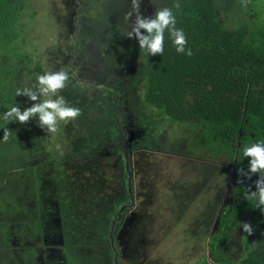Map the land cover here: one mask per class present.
<instances>
[{
    "label": "rangeland",
    "instance_id": "rangeland-1",
    "mask_svg": "<svg viewBox=\"0 0 264 264\" xmlns=\"http://www.w3.org/2000/svg\"><path fill=\"white\" fill-rule=\"evenodd\" d=\"M18 2L21 29L16 32V44L21 54L39 62L45 74L61 70L69 73L65 88L57 95L65 99L67 106L78 108L80 115L59 121L55 133L41 130L50 134L45 146L51 160L45 166L43 156L35 161L36 167L42 165L39 169L43 172L39 173L49 183L56 179L63 182L58 199L63 240L44 239L40 229L46 236V217H31L24 209L7 214L8 221H20L17 228L9 224L1 230L2 251L11 244L16 250L11 254L18 258V264H59L56 258L48 257L50 246L59 256H65L63 264H200L208 260L216 219L208 233L195 228L205 206L218 193L221 208L231 204L234 166L212 159L197 146V129L169 123L162 112L144 103V80L138 76L143 69L142 59L138 54L129 57V49L139 43L135 35L127 37L135 19V14L128 15L132 0H82L83 5L77 7L80 12L75 10V3L73 8L65 0ZM156 4L157 0H140V14L152 17ZM220 18L229 28L240 16L224 14ZM110 27L121 32L119 42L109 38ZM101 32L104 37L98 41ZM100 67L107 68L119 106L112 99L113 91H101L89 83H94L91 74ZM47 98L41 97V101ZM33 103L29 99L24 109ZM116 106L118 111L123 110L124 117H120ZM115 117L119 129L110 126ZM34 121L39 123V118L26 124ZM115 134L118 140H114ZM124 161L130 169L123 167ZM216 168L220 170L213 175ZM130 170L136 178L132 175L130 179ZM127 181L132 188L129 192ZM191 186L196 189H189ZM57 190L53 186L51 194ZM127 192L132 194V206L126 201ZM186 197L191 200L183 213L177 202ZM123 202L128 206L124 207ZM38 209L40 212L41 207ZM250 222V217L244 216L237 231L235 258L245 254L243 237L249 235L242 224ZM192 229L197 230L195 235H191Z\"/></svg>",
    "mask_w": 264,
    "mask_h": 264
},
{
    "label": "trees",
    "instance_id": "trees-1",
    "mask_svg": "<svg viewBox=\"0 0 264 264\" xmlns=\"http://www.w3.org/2000/svg\"><path fill=\"white\" fill-rule=\"evenodd\" d=\"M18 5V0H0V232L9 224L11 228L18 227L20 220L8 221L7 214L27 209L31 217L40 214L46 217L45 234L58 241L64 237L58 201L63 182L56 179L57 182L49 183L39 173L42 165L35 166L40 156L45 159L44 166L51 160L50 150L45 146L50 134L45 135L35 121L27 125L3 119L11 107L23 111L29 101L27 96L16 95L17 90L35 88L37 77L45 74L41 64L21 54V47L16 44L21 29ZM156 5L155 13L163 8L172 10L175 27L183 30L187 43L184 52H177L174 38L166 29L161 55H150L139 44L132 49L142 59L143 101L152 110L162 112L169 123L197 129L196 145L212 159L234 166L231 204L221 208L218 193L205 206L195 225V229L208 233L216 219L210 257L200 264L210 261L211 264H264V205H259L258 195H252L256 191L255 182L264 173L252 174L250 179L240 174V170L248 173L249 169L244 148L264 143V0H157ZM224 14L240 18L228 28L220 18ZM5 128L11 132L7 141ZM219 170H212V174ZM53 186L58 190L52 195ZM181 199L177 207L181 203L184 213L191 199L186 197L185 202ZM247 215L253 233L243 237L245 254L235 258L234 239ZM195 229L191 235L197 233ZM40 232L45 237L43 230ZM50 247L46 251L48 257L63 264L65 256L62 258ZM14 250L11 244L6 246V251L0 248V264H18V258L11 254ZM4 251L6 254H2Z\"/></svg>",
    "mask_w": 264,
    "mask_h": 264
},
{
    "label": "clouds",
    "instance_id": "clouds-1",
    "mask_svg": "<svg viewBox=\"0 0 264 264\" xmlns=\"http://www.w3.org/2000/svg\"><path fill=\"white\" fill-rule=\"evenodd\" d=\"M179 4L175 7L179 8ZM135 14V19L131 26V31L127 33L128 38H135L139 42L142 49H146L150 55L162 54L164 50V32L167 29L174 38L173 42L176 45L177 52H184L187 43L182 29L175 27L176 20L169 8H163L155 13L153 17H145L140 14V0H132V11L129 16ZM143 30V32L141 31ZM146 33V34H145ZM191 51L187 55H191ZM38 86L35 90L25 88L17 90L16 95L27 96L33 103L31 107L25 108L23 111L20 107H11L3 115L5 121H18L27 123L34 117L39 118V127L46 129L48 132L55 133L58 131L59 121H69L77 118L80 115L78 108L69 107L62 96L57 93L65 88L69 80L67 71L50 72L38 76ZM56 96L55 99L51 97ZM41 97H48L41 101ZM38 101V102H37ZM11 132L7 128L4 129V140L7 141ZM244 157L248 158L249 169L248 173L240 170L241 175H246L251 178L252 174L264 173V143H255L251 146H246L243 151ZM256 191L252 192L253 196L259 198V205H264V175H259V179L255 182ZM243 231L251 235L253 228L248 223L242 224ZM211 264V261L209 262Z\"/></svg>",
    "mask_w": 264,
    "mask_h": 264
},
{
    "label": "flooded vegetation",
    "instance_id": "flooded-vegetation-1",
    "mask_svg": "<svg viewBox=\"0 0 264 264\" xmlns=\"http://www.w3.org/2000/svg\"><path fill=\"white\" fill-rule=\"evenodd\" d=\"M67 0H65V4L67 5V6H69L70 4H71V6L73 7V8H75V10L77 11H79L80 12V10H79V8L77 9V7L78 6H82L83 4H82V0H78V1H76V0H71V2L70 1H67ZM85 2H86V0H85ZM88 3H89V1H87ZM72 3H75V7L73 6V4ZM92 5V4H91ZM75 13V12H74ZM74 15H76V14H74ZM83 22H85V21H83ZM81 27V26H80ZM111 28V27H110ZM110 33H111V35L109 34V38H114L115 39V41L116 42H119L120 41V31L118 32V31H116L114 28H111V31H110ZM104 36H103V33L101 32V34H99V38L97 39L98 41H100V40H102V38H103ZM98 41H97V43H96V45L98 44ZM139 44V43H138ZM138 45L135 43L129 50V57L130 58H132L131 56H134V55H136L137 53H132V49H134L135 47H137ZM95 60V59H94ZM98 58H97V60H95V61H97L98 62ZM136 60H137V58H136ZM101 68V67H100ZM85 69V68H84ZM79 72H81L80 70H78ZM78 75V74H77ZM93 75V79H94V83H93V81H91V80H89V83H91V84H93V85H95V87L97 88V87H99L98 89H101V91L103 90V89H105V90H107L108 92L109 91H113V96H112V99H113V101L115 102V104H119L120 102H119V99H117V98H115V87L114 86H112L111 85V82L108 80L110 77H109V75H108V72H107V68L106 69H98V68H96V71L93 73V74H91V76ZM79 76V75H78ZM138 76L139 77H141V74L140 73H138ZM130 79H131V77H129ZM123 79V78H122ZM80 82V81H79ZM81 84V83H80ZM119 106V105H118ZM116 110H117V112H119L120 113V117H124V112H123V110L122 111H118L119 110V108L116 106ZM118 118H119V116H118ZM117 121H118V119L115 117V122H114V124L112 125H110L113 129H116V128H118V126H119V124L117 123ZM119 129V128H118ZM118 129H117V131H118ZM110 132V131H109ZM115 137H117V138H115L114 140H118V135H116L115 134ZM111 145H114V144H112L111 143ZM115 156V155H114ZM126 159H128V158H126ZM125 166H127V168L128 169H130L129 167H128V165H127V163H126V161H124V166L123 167H125ZM132 168H133V166L131 167V170H132ZM130 170V175H129V177H130V179H132V175H133V178L135 177L136 178V173L134 174V172H132ZM131 182H132V180H131ZM127 186H128V192L130 191V190H132V188H131V186H129V182L127 181ZM128 192H127V198H128V200H126V201H129V206H132L133 204V200H132V194H128ZM132 193V192H131ZM127 203L125 202H123L122 203V205H124V207H126V206H128V205H126ZM123 207V208H124ZM122 212V211H121ZM120 212V215H121V218L123 219V216H124V214H123V212L121 213ZM53 220H55V219H53ZM52 231L50 230L49 231V234H51V235H49L50 237L52 236V233H51ZM45 238H47V236H45L44 237V239ZM53 239V238H52ZM49 247V246H48Z\"/></svg>",
    "mask_w": 264,
    "mask_h": 264
}]
</instances>
